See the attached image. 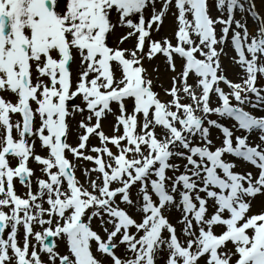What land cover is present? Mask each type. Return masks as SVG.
I'll use <instances>...</instances> for the list:
<instances>
[{
	"label": "snow or ice",
	"instance_id": "snow-or-ice-1",
	"mask_svg": "<svg viewBox=\"0 0 264 264\" xmlns=\"http://www.w3.org/2000/svg\"><path fill=\"white\" fill-rule=\"evenodd\" d=\"M211 7L220 15L209 0H0V264H264L251 203L264 115L245 110L264 111V17L253 0ZM172 8L175 43L154 39ZM117 27L131 48L109 46ZM229 44L239 83L221 66ZM157 54L173 73L164 100L142 63Z\"/></svg>",
	"mask_w": 264,
	"mask_h": 264
},
{
	"label": "rangeland",
	"instance_id": "rangeland-1",
	"mask_svg": "<svg viewBox=\"0 0 264 264\" xmlns=\"http://www.w3.org/2000/svg\"><path fill=\"white\" fill-rule=\"evenodd\" d=\"M212 2L213 0H209L210 14L213 16V18H215L216 16L220 15V13H218L214 8L211 7ZM253 2L255 4V10L258 12V14L261 17H264V0H253ZM160 6H161L160 3L158 2L156 4V7L158 10ZM173 11H174V8L170 9L169 12L164 16L163 23L161 25L159 32L155 30L152 31L151 35L154 39L160 40L164 37H167L169 40L175 43L173 36H174V31L176 29V23L172 15ZM145 16L147 18L148 16L147 11L145 12ZM235 16H236V19L241 18V14L238 11L236 12ZM245 18L247 19L249 32L250 34H252L254 32L256 24L253 22V20L250 17H247L246 14H245ZM219 28L220 26L217 25L218 35H219ZM127 31L128 29L126 28L117 27L108 37L109 46L110 47L119 46L120 48H131L134 43L132 38H130L129 40H126L122 44L118 43L119 38L122 35H124ZM219 47L220 46L217 45L218 49ZM224 53L225 54H222L220 57L221 66L224 69V75H226L230 81L234 83H239L240 82L239 77L240 75H242V70L238 66H235L233 64L231 57L234 55V52L232 51L230 44L225 46ZM142 63H143V67L147 71L148 78L152 79L153 81L152 90L159 94V98L161 100L167 99L168 97L166 96L164 89L170 87L171 77L173 73L167 68V65L165 63V58L161 56L160 54H157V56L153 58V60L149 61L145 59L144 61H142ZM73 69H75V65H73ZM153 69H157V71H154ZM179 69H180V63H179V59H177V71H179ZM188 82L191 84L193 82V78H190ZM257 86L264 87V77H261L257 80ZM220 87L223 88L225 92L229 91L227 86L223 84H221ZM0 95H4V94H0ZM213 100L215 101V97H213ZM76 103H79V100H77ZM233 103H235V101H233ZM69 110H71V103L69 104ZM245 110L250 111L252 114L256 116L264 115V111L251 109L250 107H246ZM13 118L16 119L17 117L14 116ZM79 119L80 117L78 114L75 117H72V116L68 117V123L71 129L69 133V137H68V142L71 144L76 143L77 122ZM210 119H218V118L215 116H211ZM113 120H114L113 116L109 115L102 121V130L105 132V134H109V135L111 134L110 125L113 122ZM220 122L225 124L226 126H230L232 123L231 121L225 120V119H221ZM217 135H218V130H213L212 137L214 141ZM90 145H98V139L96 137L90 138ZM112 150L115 151L114 148ZM41 154H43V152H41ZM69 159H72L70 155H69ZM73 163L77 165L76 176L78 180L80 181V183H85V177L83 176V170L85 168H91L92 167L91 162L79 160V161H73ZM29 166L32 167L34 170H37V167H38L34 162L30 163ZM37 174H39L38 171H37ZM15 183H16L17 194L22 195L23 194L22 186L19 184L18 181H15ZM133 192H135V189H133ZM251 203H252V212L253 213L259 212L262 208H264V195H257L255 198L252 199ZM175 215L176 214L173 213V215L169 217L170 221L173 223H175ZM92 227L94 230L100 231L97 228L95 221L93 222ZM6 234H7V230L5 233V238H6ZM21 237H22V228L19 230L18 239ZM57 245H58V248L56 250L61 253H64L65 252L64 243L62 241H57ZM41 259L47 261V256L42 255ZM157 264H162V261L158 260Z\"/></svg>",
	"mask_w": 264,
	"mask_h": 264
},
{
	"label": "bare ground",
	"instance_id": "bare-ground-1",
	"mask_svg": "<svg viewBox=\"0 0 264 264\" xmlns=\"http://www.w3.org/2000/svg\"><path fill=\"white\" fill-rule=\"evenodd\" d=\"M6 97L9 99H13V97L11 95H7Z\"/></svg>",
	"mask_w": 264,
	"mask_h": 264
}]
</instances>
